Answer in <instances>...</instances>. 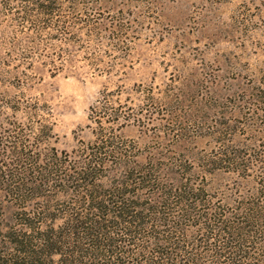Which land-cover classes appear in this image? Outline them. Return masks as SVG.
Returning a JSON list of instances; mask_svg holds the SVG:
<instances>
[{"label": "rangeland", "instance_id": "374dc122", "mask_svg": "<svg viewBox=\"0 0 264 264\" xmlns=\"http://www.w3.org/2000/svg\"><path fill=\"white\" fill-rule=\"evenodd\" d=\"M7 4L19 3L0 0V66L18 20L2 14ZM73 8L61 13L93 24L73 21L66 33L47 29L38 36L43 44L36 60L0 81V104H8L1 107L2 125L18 118L19 128L31 126L22 111L13 117L12 108L27 98L46 101L51 115L41 124L50 136L38 137L45 149L73 158L104 127L122 144L117 150L164 178L186 171L229 201L249 192L252 177L225 171L212 159L217 140L243 155L262 147L252 107L264 83V0H73ZM58 58L64 60L55 72ZM103 93L122 117L88 118ZM13 209L11 203L7 221Z\"/></svg>", "mask_w": 264, "mask_h": 264}, {"label": "trees", "instance_id": "16d2710c", "mask_svg": "<svg viewBox=\"0 0 264 264\" xmlns=\"http://www.w3.org/2000/svg\"><path fill=\"white\" fill-rule=\"evenodd\" d=\"M18 3L3 5L2 14L18 20L7 36L0 81L36 60L45 30L60 34L73 21L93 24L64 17L61 12H73V0ZM63 60L58 58L55 72ZM258 89L252 124L262 147L243 155L217 140L212 159L225 171L254 179L249 192L231 201L184 176L186 171L171 180L153 165L131 161L104 127L73 158L45 149L38 137L50 136L41 124L51 115L47 102L19 101L12 116L22 111L31 126L19 128L18 118L6 120L7 126L0 121V264H264V83ZM108 94L101 95L99 110L89 106V119L122 117L107 106L113 101Z\"/></svg>", "mask_w": 264, "mask_h": 264}]
</instances>
